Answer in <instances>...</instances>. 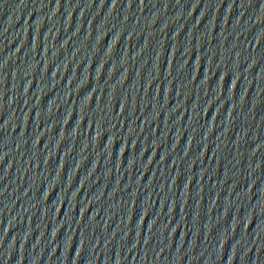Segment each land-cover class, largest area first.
Returning a JSON list of instances; mask_svg holds the SVG:
<instances>
[{"label":"water","instance_id":"obj_1","mask_svg":"<svg viewBox=\"0 0 264 264\" xmlns=\"http://www.w3.org/2000/svg\"><path fill=\"white\" fill-rule=\"evenodd\" d=\"M0 264H264V0H0Z\"/></svg>","mask_w":264,"mask_h":264}]
</instances>
